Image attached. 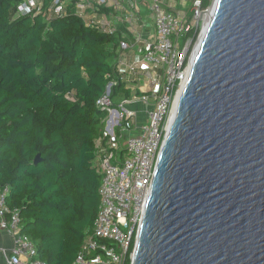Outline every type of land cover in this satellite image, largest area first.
<instances>
[{
	"label": "water",
	"instance_id": "water-1",
	"mask_svg": "<svg viewBox=\"0 0 264 264\" xmlns=\"http://www.w3.org/2000/svg\"><path fill=\"white\" fill-rule=\"evenodd\" d=\"M131 264H264V0H214Z\"/></svg>",
	"mask_w": 264,
	"mask_h": 264
},
{
	"label": "trees",
	"instance_id": "trees-1",
	"mask_svg": "<svg viewBox=\"0 0 264 264\" xmlns=\"http://www.w3.org/2000/svg\"><path fill=\"white\" fill-rule=\"evenodd\" d=\"M19 1L0 0V188L38 257L72 264L99 206L97 100L108 84L113 106L132 91L116 76V34L74 15L14 17Z\"/></svg>",
	"mask_w": 264,
	"mask_h": 264
},
{
	"label": "built area",
	"instance_id": "built-area-1",
	"mask_svg": "<svg viewBox=\"0 0 264 264\" xmlns=\"http://www.w3.org/2000/svg\"><path fill=\"white\" fill-rule=\"evenodd\" d=\"M214 0H20L14 17L40 15L44 20L74 15L85 26L116 34V68L142 78L138 89L113 106L109 91L97 100L106 109L102 136L96 140L99 206L90 232L72 264H131L157 158L174 101L184 84L194 50ZM150 27V29H149ZM196 35L195 40L193 37ZM197 39V42L195 43ZM125 52L136 58L125 62ZM147 106L146 119L128 105ZM149 107V108H148ZM0 188V230L13 238L0 246L6 264H46L30 238L20 232L19 214Z\"/></svg>",
	"mask_w": 264,
	"mask_h": 264
},
{
	"label": "crops",
	"instance_id": "crops-1",
	"mask_svg": "<svg viewBox=\"0 0 264 264\" xmlns=\"http://www.w3.org/2000/svg\"><path fill=\"white\" fill-rule=\"evenodd\" d=\"M150 29V27H149ZM119 49L118 47L116 48V57L118 55ZM116 57L114 58V64H115V68H116ZM136 58V55H134L131 52H125L124 56H123V60L125 62H131L132 60H134ZM116 76L120 77V76H127V72L125 70H121L116 68ZM122 83L124 84L125 87L129 88L132 91V94L135 93L136 89H139L143 82H142V78L140 77H131L130 80L124 82L122 81ZM121 99H119L117 101V103L120 101ZM128 108H132L135 109L137 111V116L139 120H144L146 119V109L147 106H145L144 104H136V105H128ZM149 108V107H148ZM12 241L13 238L10 234H8L6 231H2L0 230V246L9 248L12 245ZM0 264H6V259L5 256H3L2 254L0 255Z\"/></svg>",
	"mask_w": 264,
	"mask_h": 264
},
{
	"label": "bare ground",
	"instance_id": "bare-ground-1",
	"mask_svg": "<svg viewBox=\"0 0 264 264\" xmlns=\"http://www.w3.org/2000/svg\"><path fill=\"white\" fill-rule=\"evenodd\" d=\"M209 15H210V13H209ZM206 26V25H205ZM205 26L203 27V29H202V33H201V35H200V38H201V36H202V34H203V31H204V28H205ZM200 38H199V40H200ZM198 40V41H199ZM197 45H198V42H197ZM196 48H197V46H196ZM196 48H195V50H196ZM195 50H194V52H195ZM193 52V53H194ZM179 93V92H178ZM178 93H177V95H176V98H177V96H178ZM176 98H175V101H176Z\"/></svg>",
	"mask_w": 264,
	"mask_h": 264
},
{
	"label": "rangeland",
	"instance_id": "rangeland-1",
	"mask_svg": "<svg viewBox=\"0 0 264 264\" xmlns=\"http://www.w3.org/2000/svg\"><path fill=\"white\" fill-rule=\"evenodd\" d=\"M201 35V34H200ZM200 38V37H199ZM197 42V39H196V41H195V43Z\"/></svg>",
	"mask_w": 264,
	"mask_h": 264
}]
</instances>
